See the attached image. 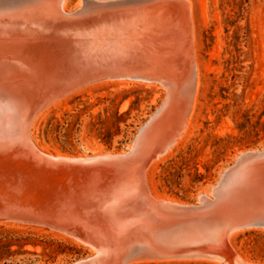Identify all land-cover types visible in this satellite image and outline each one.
<instances>
[{"label":"bare ground","instance_id":"6f19581e","mask_svg":"<svg viewBox=\"0 0 264 264\" xmlns=\"http://www.w3.org/2000/svg\"><path fill=\"white\" fill-rule=\"evenodd\" d=\"M151 2L78 0L66 9V0H23L11 6L0 0V162L63 172L64 184L75 194L63 196V205L72 209L78 203L81 210L65 220L0 224L49 226L58 236L86 246L91 264L184 259L174 255L224 262L229 255L243 264L229 237L264 228L240 226L230 215L246 197L253 205L264 204V152L249 148L236 153L235 170L226 173L215 190L222 198L212 201L214 182L197 193V201L225 209L212 218L185 221L189 212L181 204L189 202L149 189L147 169L187 135L198 83L191 0ZM192 61L195 83L187 107L182 89L190 80ZM104 82L164 90L161 104L133 138L129 155L98 148L91 156H73L37 146L32 134L44 112ZM62 91L68 92L35 115L38 105ZM18 196L32 205L41 203Z\"/></svg>","mask_w":264,"mask_h":264},{"label":"rangeland","instance_id":"374dc122","mask_svg":"<svg viewBox=\"0 0 264 264\" xmlns=\"http://www.w3.org/2000/svg\"><path fill=\"white\" fill-rule=\"evenodd\" d=\"M77 1L66 0L65 8ZM191 4L198 83L187 135L146 173L150 191L182 202L196 201L197 193L217 180L236 153L264 147V0ZM163 97L159 87L98 83L44 112L32 136L44 151L73 156L91 155L98 148L118 152L128 147ZM21 166L0 162L1 184L36 198L49 221L81 211L78 203L72 209L63 205V196L75 195L64 184L63 172ZM42 226L0 224V264H68L89 253L86 246ZM229 244L243 264H264V230L237 231ZM224 256L225 262L190 258L133 264H236Z\"/></svg>","mask_w":264,"mask_h":264},{"label":"water","instance_id":"95a60500","mask_svg":"<svg viewBox=\"0 0 264 264\" xmlns=\"http://www.w3.org/2000/svg\"><path fill=\"white\" fill-rule=\"evenodd\" d=\"M6 1L8 3L4 4L5 6H11V5L23 2V0H6ZM151 1H153V0H143L144 4L149 3ZM156 1L160 2L163 0H154V2H156ZM171 1L172 0H167V2H171ZM129 2H132V0H127V3H129ZM75 10H77V8ZM188 44H189L188 47H190V49H191L192 44H191L190 40L188 41ZM194 66H195L194 62L192 61L190 80L186 84V86L182 89V93L184 95L183 97L187 98V103H186L187 107H189V105L191 103L193 89H194V83H195V79H194V76H195L194 68L195 67ZM4 92L5 91L2 89L1 93H4ZM67 92L66 91L59 92L51 100H49L46 103L44 102L45 104H43L42 106L38 105L36 107L35 115L37 116L40 113V111H42L48 105L52 104L59 97L64 96V94H66ZM155 111L153 113H155ZM150 117L148 119H150ZM131 143H132V141L129 143L128 147H124L120 151H118V152H121V156L129 155L132 152ZM118 152H113L114 153L113 155L118 154ZM263 152H264V147L258 148L256 154H262ZM87 156H91V155H87ZM235 161L232 162L230 165L223 167L219 171V176H218L217 180L211 185L210 195H212V198H213L212 201L213 202L218 200L217 199L218 197L222 198L221 195L220 196L216 195V192H215L216 187L220 184V181L222 180L223 176L226 173H228L232 170H235V168H236V162ZM252 176L248 177V178L251 179ZM245 184H247V183H245ZM2 185L3 184H1V177H0V222H2V221H25V222L26 221H28V222H43V221L46 222V221H49L45 216L47 213L44 212L41 208L37 207L36 205H32V204L23 202L22 200L19 199L18 194L15 193L13 188H11L10 186L8 187L7 185L4 187ZM231 194H233V193H231ZM242 200L249 202L248 197L243 198ZM213 202H210L209 205H204L202 202L196 200L194 202H189V204H181L182 206L187 205L186 210H187V212H189V216L184 218V219H186L185 221H188V220L193 221L194 220L196 222V220H198V218L203 217V216H206V218L207 217L212 218L214 216H217L216 213H218V211H223L224 208H223V206H221V208L220 207L219 208L214 207ZM222 202L224 203V201H222ZM247 202H246V205L239 207L238 209L234 210L233 214H231L230 217H232V219H234V220H237L238 225L241 224L240 226H251L252 227L254 225L255 226L257 225L258 227L264 228V204H262L261 206L253 205V204H251V199H250V203H247ZM178 209H180V208H178ZM180 217L182 218V216H180ZM181 218H179V219H181ZM65 219H67V218H65ZM49 222H51V221H49ZM145 256L146 255H138L137 259L143 258ZM135 257H136V255H135ZM173 257H174V259H179V258H183V257H184V259L203 258V257H196V256H194V257L190 256L189 257L186 255H178V256L174 255ZM92 262L93 261L91 259H89L86 255V256L81 257L75 261L68 263V264H91ZM31 264H42V263H31Z\"/></svg>","mask_w":264,"mask_h":264}]
</instances>
